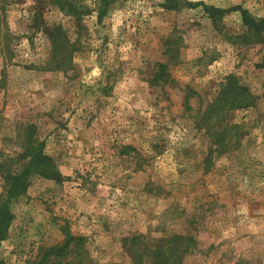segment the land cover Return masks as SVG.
I'll list each match as a JSON object with an SVG mask.
<instances>
[{"label": "rangeland", "instance_id": "obj_1", "mask_svg": "<svg viewBox=\"0 0 264 264\" xmlns=\"http://www.w3.org/2000/svg\"><path fill=\"white\" fill-rule=\"evenodd\" d=\"M72 1L79 20L48 0H0V163L33 124L62 174L32 175L11 201L0 264H33L63 231L84 238L88 264H137L132 244L151 264L176 236L170 264H264V43L238 37L233 10L264 18V0H185L229 10L215 24L184 0H111L101 20V0ZM54 24L74 48L65 70L49 68ZM229 75L256 99L213 125ZM226 124L240 127L219 153L212 127Z\"/></svg>", "mask_w": 264, "mask_h": 264}, {"label": "trees", "instance_id": "obj_2", "mask_svg": "<svg viewBox=\"0 0 264 264\" xmlns=\"http://www.w3.org/2000/svg\"><path fill=\"white\" fill-rule=\"evenodd\" d=\"M2 1L5 2V0ZM110 1L111 0H101V6L98 7V20H101L107 12V6ZM179 1L180 0H166L165 7L174 10L177 8ZM48 2L57 7L59 11L69 13L77 20L80 19L81 13L80 11L77 12L78 8L72 0H48ZM185 3L189 5V7L201 6L204 13L214 24L221 20L229 11L202 2L185 1ZM0 10H2V6H0ZM233 10H238L240 12L242 22L246 26L245 33L238 37L249 40L254 38L255 41L264 43V18L253 17L246 9L240 6ZM46 32L54 55V64L49 68L65 70L68 63L67 57L71 56L74 48L65 36L61 25L54 24L50 28H46ZM69 46H71V48H69ZM75 50H77V48ZM166 68V64H159V70L154 78L156 83L165 84L169 81V75L167 74ZM262 94L264 96V81L262 85ZM255 99L256 97L251 94L245 85L239 84L233 75H229L225 82L221 84V90L218 95L209 103V109L213 114V117L215 116L213 125L223 120L221 114L224 107L233 110L240 108L245 109L252 106ZM239 127L240 126L236 124H226L218 129L212 127L211 135L217 139L215 144L216 147H219V153L225 151V135L229 134L230 131L236 132V129ZM35 129L36 128L33 124L29 125L26 129V139L22 153L15 160L7 158L0 163V171L5 185V191L0 194V244L5 240L9 225L13 219L10 203L12 200L26 192L29 185V178L32 175H39L55 181H61L62 179V174L57 169L53 159L43 152V142L39 141L36 137ZM128 147L129 146L126 148ZM19 161L24 162L22 166L19 169H11L12 163H18ZM63 234L64 239L60 243L50 247H40V253L37 254L36 260L33 264H60L62 260L68 261L67 263L69 264H88L84 260L83 255L84 249L82 245L84 238L82 236L72 235L68 231H63ZM134 240H136L135 237L126 240V242L132 243ZM183 240L184 238L182 236H176L171 238L170 242L181 247ZM175 244L173 248L168 247L164 250H154L152 257L153 262L151 264H170L168 263L170 255H172L171 257L173 260L175 258L180 259V254L173 255ZM186 246H189V242ZM131 249L137 258V264H145V261L140 253L137 252L134 244H132ZM72 254L73 258L71 256ZM69 257L70 260H67Z\"/></svg>", "mask_w": 264, "mask_h": 264}]
</instances>
